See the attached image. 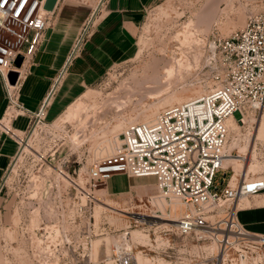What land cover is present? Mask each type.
I'll return each mask as SVG.
<instances>
[{"label":"rangeland","instance_id":"rangeland-1","mask_svg":"<svg viewBox=\"0 0 264 264\" xmlns=\"http://www.w3.org/2000/svg\"><path fill=\"white\" fill-rule=\"evenodd\" d=\"M261 11L264 3L247 0H161L135 29L127 57L110 64L56 117H48V107L33 116L15 138L0 180V264H32V254L42 248L63 251L59 260L65 264H116L123 249L139 264H202L209 258L212 242L180 235L170 225L180 209L172 211L175 200L164 197L155 179H141L122 194L99 190V183L90 208L80 207V191L90 183L89 168L113 153L126 126L206 93L213 82L203 47ZM157 91L162 97L156 98ZM15 114L8 108L0 116V145ZM229 124L227 150L234 148V157L214 185L221 188L232 174L235 182L247 161L252 167L246 179H264V107ZM251 140L255 160L244 154ZM115 178L107 182L109 190L119 185Z\"/></svg>","mask_w":264,"mask_h":264},{"label":"built area","instance_id":"built-area-1","mask_svg":"<svg viewBox=\"0 0 264 264\" xmlns=\"http://www.w3.org/2000/svg\"><path fill=\"white\" fill-rule=\"evenodd\" d=\"M106 1L98 0L97 5ZM44 2L0 0V77L8 97L24 77L25 65L50 26V12L43 8ZM203 53L212 87L166 107L151 121L126 126L113 153L89 168L90 183L80 191V207L90 208L96 185H105L115 174L152 177L164 197L175 200L174 212L180 209L176 231L215 245L209 258H202V264H264V235L248 232L238 222L235 206L240 198L264 190V179L247 180L246 175H239L232 184V174L221 188L214 185L216 174L229 168L224 165L230 134L227 119L239 123L264 107V11L251 12L240 29L213 39L203 47ZM18 56L23 58L20 67L15 65ZM12 71L17 73L14 85L7 79ZM53 93L54 86L33 116L45 114ZM234 113L239 114L238 119ZM4 132L8 134L10 129L6 127ZM62 256L63 251L42 248L32 254L36 259L31 262L65 264L59 260ZM115 262L138 264L126 249L118 252Z\"/></svg>","mask_w":264,"mask_h":264},{"label":"crops","instance_id":"crops-1","mask_svg":"<svg viewBox=\"0 0 264 264\" xmlns=\"http://www.w3.org/2000/svg\"><path fill=\"white\" fill-rule=\"evenodd\" d=\"M159 2L161 0H107L99 6L94 0L57 1L49 14L50 26L39 48L25 65L27 73L17 81L10 97L0 77V116L8 108L16 113L10 121V132L1 138L0 180L6 163L15 153V138L20 139L26 131L51 87L54 86V93L47 115L54 118L84 87L97 82L110 64L129 55L135 29L146 12ZM0 128H3L1 122ZM113 177H117L115 181L119 185L109 190L107 182ZM149 178L152 177L130 178L115 174L105 182L103 191L122 194L138 187L139 180ZM235 206L238 222L248 232L264 235V190L240 198Z\"/></svg>","mask_w":264,"mask_h":264},{"label":"bare ground","instance_id":"bare-ground-1","mask_svg":"<svg viewBox=\"0 0 264 264\" xmlns=\"http://www.w3.org/2000/svg\"><path fill=\"white\" fill-rule=\"evenodd\" d=\"M167 72H168V74H171V70H167ZM160 90V89H159ZM163 93V92H162ZM156 94H157V96H156V98H159V97H162V94H161V91L159 92V91H157L156 92ZM247 118H243L242 119V121L244 120H246ZM233 122L234 123H237V122H235L232 118H228L227 119V125H228V127H229V130H230V134H231V126H230V124L229 123H231V124H233ZM239 123H241V121L239 122ZM240 125V124H239ZM229 134V135H230ZM227 144H228V142H227ZM254 143H253V140H251V141H249V145H248V149H244V154L245 155H250V157L248 158V160H255V157H254V152H253V149L251 150V147H252V145H253ZM227 147H228V145L226 146V153H227V157L225 158V163H224V165H231V164H227L226 163V161L227 160H233V159H231V158H233L234 156L232 155V152H230V151H232L234 148H228V150H227ZM234 151V150H233ZM245 151H247V152H245ZM247 161V160H246ZM251 162V161H250ZM248 165V166H247ZM252 167V163H249L248 161L247 162H245V163H243L242 164V166H240V168H239V175H246L247 174V169H250ZM232 171H233V173H234V170H233V167H232ZM233 177H234V174H233V176H232V180H233ZM236 179V178H235ZM231 183L233 184L234 182L233 181H231ZM175 208H176V204H173V207H172V211L173 210H175ZM177 218H178V214L177 215H175V218H169V220L170 221H172V223L173 224H170V225H175V223L177 222L176 220H177ZM159 220H167V219H162L161 217H159ZM163 224H167V223H163ZM136 260V259H135ZM136 262L139 264V262L136 260Z\"/></svg>","mask_w":264,"mask_h":264},{"label":"water","instance_id":"water-1","mask_svg":"<svg viewBox=\"0 0 264 264\" xmlns=\"http://www.w3.org/2000/svg\"><path fill=\"white\" fill-rule=\"evenodd\" d=\"M58 0H45L44 2V6L43 8L46 10V11H53L56 3H57ZM22 56H18L15 60V65L16 67H20L21 66V63H22ZM7 79H8V83L11 84V85H14L15 82H16V79H17V73L16 72H9L8 75H7Z\"/></svg>","mask_w":264,"mask_h":264}]
</instances>
